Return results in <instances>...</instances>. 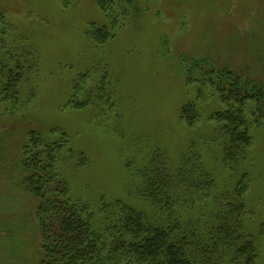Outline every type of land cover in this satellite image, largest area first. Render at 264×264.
Instances as JSON below:
<instances>
[{
	"label": "rangeland",
	"instance_id": "1",
	"mask_svg": "<svg viewBox=\"0 0 264 264\" xmlns=\"http://www.w3.org/2000/svg\"><path fill=\"white\" fill-rule=\"evenodd\" d=\"M226 73L264 88V0H0V264L40 263L24 183L40 159L55 167L50 201L143 210L141 170L152 155L174 168L192 143L221 190L247 173L243 229L264 264V120L232 173L204 143L221 106L197 92Z\"/></svg>",
	"mask_w": 264,
	"mask_h": 264
},
{
	"label": "trees",
	"instance_id": "2",
	"mask_svg": "<svg viewBox=\"0 0 264 264\" xmlns=\"http://www.w3.org/2000/svg\"><path fill=\"white\" fill-rule=\"evenodd\" d=\"M223 77L226 83L208 80L210 93L201 88L197 95L213 97L221 106L209 115L215 123L204 143H214L220 165L232 173L245 163L251 128L264 120V88L242 74ZM182 116L191 125L199 118L196 106L187 104ZM193 145L174 168L165 157L152 155L139 173L143 210L103 199L92 209L68 198L50 201L42 184L47 174L55 176V167L51 158L40 159L24 182L40 200L39 264H259L257 241L243 229L247 173L221 190L198 165Z\"/></svg>",
	"mask_w": 264,
	"mask_h": 264
}]
</instances>
